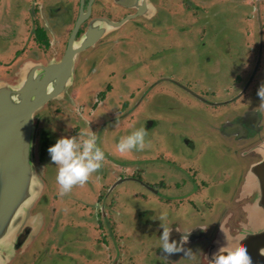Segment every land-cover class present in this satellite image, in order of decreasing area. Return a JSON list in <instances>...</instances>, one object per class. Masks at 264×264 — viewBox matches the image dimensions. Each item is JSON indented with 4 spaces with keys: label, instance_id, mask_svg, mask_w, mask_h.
I'll return each instance as SVG.
<instances>
[{
    "label": "flooded vegetation",
    "instance_id": "obj_1",
    "mask_svg": "<svg viewBox=\"0 0 264 264\" xmlns=\"http://www.w3.org/2000/svg\"><path fill=\"white\" fill-rule=\"evenodd\" d=\"M218 1L225 2V0ZM231 1L235 2L236 5L245 7L240 17V24L246 19L250 21L254 19L253 23L256 24V32L253 34L256 37L253 41L254 46L251 45L250 53V56L253 54L254 60L252 59V62L249 59L239 75L237 73L227 76L223 72V74L215 76L208 83V87L206 82H202L200 78L199 81L196 79L198 84H192L191 80L189 82L184 76L178 77L176 74L173 76L169 73V67L173 66L170 65L172 54L182 52L181 56H187V60L190 56L197 55L195 46L199 40H201L200 45L205 44L207 39L204 35L196 37V39H194V35L199 36L205 32V35L209 34L211 24L208 25V28L203 23L200 27H195V22H198V19L205 14L204 10L215 3V0H0V37L2 38L0 44V77L6 74L9 76L12 69L18 67L22 60L30 58L46 61L59 58L73 42H81L86 39L84 43L89 44L78 53L73 82L63 98L49 100L44 106L46 107L48 104L49 117L56 119V115H62L60 118L58 117L56 125L53 126V130L59 138L79 139L82 133H86L85 131L92 133L96 128L95 136L98 138L100 134L109 131L108 127L112 124L116 126L117 130H129V134L133 130L143 127L146 134L145 147L139 151L133 148L132 151L129 150L125 153L114 152L115 156L109 153L104 154L103 162H109L106 169L107 176L105 174L104 176L100 174L96 176L97 180L100 178L102 180L96 184L94 189L90 187L92 192L87 190L85 183V189H83L84 184H82L74 185L68 191L78 192V188H82V197L79 199L84 200L82 203L84 202L83 204L88 206V209L81 208L77 204L79 201L74 199L75 201L72 202L73 199L70 197V203L68 202L67 206L74 208L69 211H75V214L69 213L66 209H63L62 212L65 214L66 221L69 217L74 219L69 220V223L75 220L79 221V219L86 220L85 216H88V213L98 212L100 216L104 215L103 219L108 218L110 211H114L116 207L114 205L115 196L112 197L115 189L127 182L134 183L144 190H141L142 192L131 191V193L148 207L134 209L133 214L142 222L141 229L147 227L153 229L154 227V231L158 234V240L155 242L151 240L152 238L147 237L150 243L145 246L147 254L144 257L143 251L145 249L140 251L138 247V253L130 252L126 249L125 244L122 245L121 249L118 244L120 237L116 239V234H114L116 224H120L121 227V223L113 222L112 216H110L111 221L109 220L108 227L101 223L99 216L97 221L93 222L98 223L97 228L104 230V233L97 240L101 243V236L105 235L104 243L101 244H104L107 250L112 248L109 251L110 255L105 258L90 257V253L84 251V246L91 251H97V248L89 247L86 234H80L77 243L81 247L78 249L83 251L84 255L82 252L80 255L76 252L66 251L64 256H67L68 259L72 260V258L79 257L83 259L82 262L85 264H210L204 257L205 249L220 227H226L230 233H233L243 223V206L253 199L255 193L248 199H239L240 186L249 166L263 159V153L254 149L264 143V106H261L264 102L257 100L254 104L244 105L241 100L255 85L257 87L264 86V79H261L264 78V20L261 17L264 0ZM165 19L171 20V22L164 24ZM25 25H28L29 30L26 31L22 27ZM243 26L245 27V25ZM248 33L252 35V31ZM148 38L152 40L147 43ZM226 41V37L221 35L217 43L223 45ZM140 42L143 44H140L139 48L135 46L136 43ZM127 46H130L129 48L135 46L136 50L130 53L127 51ZM137 51L140 52V63L135 55ZM207 52L206 49L207 55L205 57L198 54L200 58L204 59V65L211 63L210 54ZM122 56H125V61L122 60ZM250 56L248 55V58ZM119 58L123 61L120 63V67L114 65L117 64ZM105 61H110L109 68L104 71L105 74L108 72L109 81L103 83L102 88L96 94L94 92L95 100L91 105L86 106L81 100L73 111L69 105L73 106L74 101L80 97L82 81H88L91 76L98 74L102 63ZM214 62L220 65L218 60H214ZM139 64H142L141 69L138 71V76L135 74L134 76L140 77L135 82L143 85L140 88L142 91L134 92L135 90H132V92L127 73L130 68L139 67ZM195 65L204 66L200 62L197 64L192 62L189 66ZM116 68L118 69L115 70ZM208 68L206 65L203 73L208 74L210 72ZM114 77H118L121 81L110 82ZM191 77L193 76L191 75ZM223 78L227 82L231 80L230 86L223 82ZM115 84L120 85L124 94L119 96L118 100L116 99V104H112L115 107L110 111L107 119L100 123L95 122L91 117L94 118L96 106H101L107 102L106 97L116 88ZM157 95L174 100L176 105L183 107L184 110L191 107L190 104H201L205 106V109L214 110L211 112L197 111V118L192 117V121H186V124L181 123L179 125L183 131L177 133L176 140L181 139L182 148H179L180 146L174 147L173 155L162 149L161 146L155 145L158 136L152 135L155 134L152 131L157 129L156 123H158V120L152 117L158 113L157 110L159 109L156 104L152 103L154 99L156 100ZM121 104H126L123 108H119L122 112L116 111ZM147 105L152 108V113L149 112V116L142 118L137 117V115H141L138 114L141 107ZM44 107L35 114L37 123L35 152L39 163L44 166L45 186L43 191L45 192L46 189V194L41 195L40 200L30 210V213H42L44 217L42 229L44 237L45 235L47 237L55 227V225L51 226L52 211L45 222V216L49 213L46 200L50 198L47 189L51 183L47 170L55 168L57 171L58 165L51 159L46 160L47 150L44 151L42 148L45 142L43 128L46 125L41 114ZM124 108L125 111H123ZM85 109L87 110L86 114ZM203 113L209 117L204 116ZM214 114L215 116H212ZM38 115L40 116L38 117ZM211 116L215 118H211ZM73 117L74 119H72ZM163 118L168 120L166 117ZM204 120L206 121L203 127L201 123ZM129 123H131L130 127L128 126ZM169 124L175 126L173 122H169ZM56 126L59 127L56 128ZM174 130L172 127L168 133L173 135ZM212 133L223 138L224 148L229 154H234L236 158L238 157L244 162V166L241 167L242 171L239 170L235 177L239 186L235 187L237 189L236 195L233 196L229 206L224 202L227 196L214 194L212 184L215 182L211 180V176L201 174L199 171L197 159L200 152L192 156L189 152L198 147L196 144L200 146L210 142L209 137ZM169 134L168 136H170ZM151 150H153L152 154L150 153ZM145 153L150 154L146 156ZM124 157L127 160L119 159ZM157 163L159 166L156 170L150 168ZM116 165L119 166L118 170H116ZM148 169L149 171H147ZM167 170L177 175L172 183L169 181ZM145 171L149 175L148 178L146 177L148 180L142 176L144 174L146 176ZM162 174L165 176L160 179L156 177V175L162 176ZM219 175L221 177L219 182L228 178L226 172L221 171ZM54 183L56 185L54 187L55 193H59V186L56 184L55 178L53 179ZM210 190H212L211 195L209 194ZM61 197L62 195L60 200ZM153 199L172 207L183 206L182 203L184 202L190 206L193 205V207L195 205H201V207L197 210L193 208L192 214L186 218L183 216L180 221L170 218L156 220L151 217L154 211ZM54 202L52 201V203ZM65 202L67 203V198L61 203L65 206ZM71 202L76 203L72 204ZM223 204L224 209L222 208ZM216 209L224 211L222 216V213L219 214V218L212 216ZM84 210L87 212L83 213ZM117 214L120 217L119 210ZM69 223L66 222L65 225H69ZM77 228L82 230L83 226ZM165 228L168 230V242L172 243L179 251L166 253L163 250L161 235ZM107 230L114 238V240L110 238L112 242L110 246H107L108 242L105 239V237H109L106 234ZM119 230L123 231L122 228ZM47 239L44 238L42 241L44 247L40 251L34 249L33 241L30 242L26 250L16 252L8 264H41L42 260L45 261L46 258L51 257L52 249L56 251L58 249L54 243L52 244L56 239L51 243L47 242ZM115 241L119 250L113 254ZM95 244L98 243L95 241Z\"/></svg>",
    "mask_w": 264,
    "mask_h": 264
},
{
    "label": "rangeland",
    "instance_id": "obj_2",
    "mask_svg": "<svg viewBox=\"0 0 264 264\" xmlns=\"http://www.w3.org/2000/svg\"><path fill=\"white\" fill-rule=\"evenodd\" d=\"M215 3L208 6L204 10L205 14L202 15V17L198 19V22H195V27H200L201 23H203L207 25V28H208V25L211 24L210 26L211 29L209 31L206 28L209 34L205 35L206 33L205 32L204 34H201L199 36L197 34L194 35L195 37L194 39H196V37H201L202 35H204V37L207 39L205 44L200 45L201 40H199L198 42L196 41L197 45L195 46V48L198 53L195 56H190V58H188L189 60L187 59L188 61L186 60L187 56H181L183 54L182 52H179L177 54H172V58L170 59V65H173V66L169 67V70H170L169 73H171L173 76L175 74L178 77L184 76L189 82L191 80L192 84L193 83L198 84L196 79H198L199 81V78H200L202 82H206L208 87H209L208 83L210 82L211 79L213 80L215 76L221 75L223 74V72H224V75L226 74L227 76H230L231 74L235 75L237 73L239 75V73L241 72V69L244 67L246 63H248L249 59L253 62L254 60L253 54H251L250 56V53H251V48L254 46V42H253L254 38L256 37V35L253 36V34H255L256 28H257L256 24L253 23L254 19H252L251 21L246 19L245 22L240 24V20H241L240 17L242 16V12L245 10L244 6L236 5L235 2H232L231 0H225V2L215 0ZM261 17L264 20V7L261 12ZM170 22L171 20H167V19L163 21L164 24L170 23ZM243 25H245V27ZM22 27H24L26 31L29 30L28 25H25ZM22 27L20 28L22 29ZM250 31H252V35L248 33ZM221 35H224V37H226V40H227L226 43H224L223 45H220L219 43H217V40ZM176 38L178 39V37ZM151 40H152L151 38H148L147 43L150 42ZM1 41H2V38L0 37V44H1ZM140 44H143V42L136 43L135 46L139 48ZM135 46H133L132 48H129L130 46H127L126 47L128 48L127 51L130 53L134 52L136 50ZM206 49L209 52L210 57H211L210 58L211 63L206 64L209 67L208 69H210V72L208 74H206V72L203 73V69L205 70L206 65H204V59L199 57V55L203 57L207 55L205 53ZM224 49H227V51H224ZM249 49H250V52H249ZM196 51H195V54H196ZM135 55H136L137 60L140 63L141 61L140 52L137 51ZM248 55L250 56L249 58H248ZM122 60L125 61V56H122ZM122 60L121 58H119V61L117 62V64H114V65L120 67V63L123 62ZM214 60H218L220 62V65L214 62ZM23 61L24 60H22V62ZM138 61H137V64H138ZM192 62H196V64L197 62H200L204 66L198 67V65H195L193 67H190L189 65ZM114 65H111V66L113 67ZM141 65L139 67L137 66V68H134V67L130 68L127 73L128 75L127 78H130L129 84L132 86L131 91L135 90L134 92L142 91L140 88H142L143 85L137 84L135 82V80L140 77L134 76V74L138 76V73H139L138 71H140ZM164 65H169V64H164ZM108 66H110V61L103 62L98 74H96L95 76H91V78L88 81L87 80L82 81L80 97L74 101L73 106L69 105L70 107L73 108V111L75 109V106L80 104L81 100L86 106L91 105L94 102L95 100L94 92L96 94V92H98L102 88L103 83H106L109 81L108 72L106 74L104 73L105 69L109 68ZM15 69L16 67L12 69V71L10 72V75L13 73ZM117 69L118 68H116L115 70ZM164 69H167V68H164ZM214 69L215 71L213 72ZM191 75L193 77H191ZM4 76L7 77V74L3 75V77ZM259 78L260 76L258 77V80ZM261 79L263 80L264 78L262 77ZM112 81H121V80L118 79V77H114L113 80H110V82ZM230 81L227 82L225 81V78H223V82L228 84V86H230ZM115 86L116 88L113 89L106 97L107 102H104V104L101 106H96L94 110V113H95L94 118L91 117L95 122L100 123L104 119H107L108 114L115 107L112 104H116L117 103L116 99L118 100L119 96L124 94L122 92L123 89L122 88L120 89V85L115 84ZM162 88H165V87L162 86ZM259 88L260 87H257L256 85L253 88H251L249 92L241 100V103H243L244 105L246 104L249 105L250 103L252 104L256 103L257 100L258 102L261 101L260 97L257 95V91ZM158 96L159 95L155 97L156 100L154 99L152 101V103L156 104L159 108L157 110L158 113H155L152 116L154 119L158 120V123H156L157 129L152 131L155 133L152 135L158 136V140L155 143V145L161 146L162 149L169 151L173 155L174 147L180 146L179 148H182V146L180 145L181 139L178 138L176 140L177 133L178 132L181 133L183 131V129L179 127V125H181V123L186 124L185 123L186 121H192L191 120L192 117L197 118V114H196L197 111L205 110L206 112H211L214 110L209 109V108H207L208 109L207 110L204 108L205 106L201 104H194V105L190 104L191 107L189 108L187 107V109L184 110L183 107L176 105L174 100L167 98L166 96H159V97ZM113 100L114 102H112ZM125 105L126 104H121V106L118 107L117 108L118 110L116 111L122 112V110L119 108H123ZM148 106L149 105L141 107V109L138 111V114H141V115H137V117L142 118L144 116H147L149 112L152 113L151 112L152 108ZM47 108H48V104L41 111V114L43 115V121L46 124L44 125V128H43V130L45 131V136H44L45 142L42 146L44 151H46L47 147L54 144L56 140L59 139V136L53 130V126L56 125L58 121V117L60 118L62 116L61 114H59L58 116L56 115L55 116L56 119L49 117ZM123 111H125V108L123 109ZM263 112H264V108H263ZM86 113H87V110L85 109V114ZM40 115H38V117ZM203 115L209 117L208 115L204 113ZM212 116H215V114ZM212 116L211 118H215ZM163 117H166L168 120H164ZM72 119H74V117ZM205 121L206 120H204L201 123L203 127L205 126L204 124ZM165 122H167L168 124ZM169 122H173L175 126L173 124L170 125ZM130 125L131 123H129L128 126L130 127ZM171 126L174 127L175 129L173 131V135L168 133V130L172 129ZM58 127L59 126H56V128ZM85 128L87 129V126ZM108 128H109V131H105L103 134H100V136L96 140V143H97V146L100 147V149L103 151L104 154L109 153L115 156L114 152L118 151L116 148L117 142L119 141L121 137L128 135L129 130H117L116 126L113 124L109 126ZM96 129L95 131L92 132L94 135L96 134ZM189 129H190V126H189ZM85 132H89V131H85ZM168 134L170 136H168ZM209 138H210V142H207L205 145L201 144L200 146L196 144V147L197 146L198 147L195 148L194 151H189V152L191 156L193 154L200 152V156L197 159V166L199 168V171L201 172V174H205V175L208 174L209 176H211V180L215 182V184H212L214 194H218V195L221 194L223 197L227 196V199L224 202L228 204L229 206L230 202L232 201L233 196L236 195L235 193L237 189H235V187L239 186L235 177L238 175L239 170L242 171L241 167L244 166V162L242 159L240 158L238 159V157L236 158L234 154H229L225 150L223 138L218 137L216 134H213V133L210 134ZM150 153L152 154L153 150H151ZM150 153H145V155L148 156ZM126 154H129V153H126ZM49 159H50V154L47 152L46 160L49 161ZM119 159L127 160L126 157L119 158ZM139 163H142V162H139ZM107 165H109V162L101 161V167L96 169L95 172L92 173L89 179L85 182L87 186V190L89 192H92L91 188L94 189L96 184H99V182L102 180V178L97 180L96 176L98 174L102 176H104V174L106 175ZM158 166L159 164L157 163V164H154V167H150V168L156 170ZM118 167L119 166L116 165V170H118L117 169ZM145 169H146V166H145ZM147 171H149V169ZM147 171H145V173H147ZM167 171L169 173L168 175L169 181H171V183L174 182L177 175L173 173L172 171H169V170ZM221 171L226 172L228 178H226L224 181L220 180L221 182H219L218 180L221 178L219 174L221 173ZM47 172H48L47 173L48 178H51V183L49 185V189H47V194H49L50 198L48 197L49 199L46 200V202H48L49 213H47L45 216V222L48 220L49 214L52 211L53 219L51 220L52 221L51 226L55 225V227L53 230L50 231L47 237L46 235L44 237L43 229L39 232V234L37 235L38 237L36 236V238H34L33 240L34 249L36 251H40L42 247H44V244L42 243V241H44V238H48L47 242H50V243L51 241L56 239V241H53L52 244L54 243V245H56L58 249L55 246L57 251L52 249L51 257L46 258L45 261L42 260L41 264H85V262H82L83 259L79 257L72 258V260H70L67 258V256H64V253L66 251L76 252L77 254L78 253L80 254L82 252V255H84L83 251L78 249L81 247V245L77 243L80 238V234L81 235L86 234L87 236L86 239H88L87 245L89 247L97 248V251H91L86 246H84V251L86 250L87 253H90L89 254L90 257H96V256L98 258L108 257V255H110L109 251H111L112 248L107 250L104 244H101V243H104L103 241H104L105 235L103 234L101 236V243H99L100 241L97 240V238L98 237L100 238V235L104 233V230H102L101 228L99 229L97 228L98 223L97 224L95 223L98 217L100 216L98 212L88 213V216H85L86 220L79 219V221L75 220V221H71V223H69V220H74L72 219V217H69L67 221H66V218H64L65 214L62 212L63 209H66L69 213L72 212V211H69L70 209H74V208H71L70 206H67L68 202L70 203V199H69L70 197L73 199L72 202L75 200H78L80 203L78 202L77 204L81 206V208L85 210L89 208L88 206H85L83 204L84 202L82 203V201H84L83 199L82 200L79 199L82 197V193H83L82 188H78L79 189L78 192L76 191L67 192L66 194L62 195L61 200H60L59 198L61 195L59 193H55L54 187L56 185L55 183L53 184V179L55 178V174H56L55 168H53L52 170L51 169L47 170ZM144 175L142 176L146 180L149 177V175L148 173L146 174V176ZM164 176L165 174H162V176L156 175V177H158L159 179ZM85 184L83 186V189H85ZM141 190H144V189L130 182H127L121 185L120 187H118L117 189H115V191L112 194V197L114 195L115 196L114 198L116 199V201H114V205L116 206L114 208V211H110L108 218L103 219L104 215H101L99 218L101 223L102 224L104 223L108 227H109L110 216H112L111 220L113 219V222L114 221L120 222L121 227H120V224L115 223L116 232H114V234H116V239L120 237L118 244L121 247V249H122V245L125 244L126 249L128 251L135 252V253H138L139 251L138 247L140 248V251H141V249L144 250L145 246L148 243H150L147 237L152 238L151 240H154L155 242L158 240V234L154 231V227L153 229H150L148 227L141 229L140 225L142 222L136 217V215L133 214L134 209H138L142 207L145 208V206L148 207L143 202H141L140 199L135 198L133 194L131 193V191L142 192ZM45 192H46V189H45ZM45 192L43 191V193ZM209 194L210 195L212 194V190H210ZM105 196H104V199L106 198ZM66 198H67V203L65 202V206H64L61 202L65 201ZM52 201H55V202L52 203ZM36 204L37 203H35L34 206ZM152 204L154 205L153 206L154 211H153V214H151V217H153L156 220L158 219L165 220L166 218L168 219L170 218V219H176L180 221L183 216H185V218L189 217L192 214L193 208L197 210L198 208L201 207V205H195L193 207V205L190 206L186 202L182 203L183 206L179 205L178 207H172V206H168L165 203L159 202L157 199H153ZM222 208L224 209V204ZM149 209L151 210V207ZM85 210L82 212L83 213L87 212ZM118 210H119V213L121 214L120 217L117 214ZM72 214H75V211H73ZM219 214H221L222 216L224 214V211H220L219 209H216L214 213L212 214V216H216V218H219ZM65 221L69 223V225H65L66 224ZM78 226H83V229L81 230L77 228ZM121 228L123 229V231L119 230ZM106 234L109 235V237L107 236L108 238L105 237V239L107 240L109 244V245L107 244V246H110L112 244L110 238L112 240H114V238L111 237V235L108 233V230ZM95 241L99 245L98 244L96 245ZM118 244L116 243V241L113 243V246H114L113 254L114 253L116 254V251L119 250L117 248ZM143 252H144L143 253V257H144L147 254V250L145 249Z\"/></svg>",
    "mask_w": 264,
    "mask_h": 264
},
{
    "label": "water",
    "instance_id": "obj_3",
    "mask_svg": "<svg viewBox=\"0 0 264 264\" xmlns=\"http://www.w3.org/2000/svg\"><path fill=\"white\" fill-rule=\"evenodd\" d=\"M85 40L73 42L59 58L26 59L11 75L0 77V264L25 251L42 229V213H30L45 186L44 166L35 152V114L47 101L63 98L73 82L78 53L89 45ZM254 150L263 159L247 169L239 199L255 195L243 206L241 226L233 233L221 226L206 247L210 264L239 245L246 247L252 264H264V143Z\"/></svg>",
    "mask_w": 264,
    "mask_h": 264
},
{
    "label": "clouds",
    "instance_id": "obj_4",
    "mask_svg": "<svg viewBox=\"0 0 264 264\" xmlns=\"http://www.w3.org/2000/svg\"><path fill=\"white\" fill-rule=\"evenodd\" d=\"M257 95L264 102V86L258 89ZM261 106H264V103ZM145 135L143 127L137 128L130 134L121 137L116 148L121 153L128 152L133 148L139 151L145 147ZM96 140L93 133L86 132L82 133L79 139L61 137L47 148L51 161L58 165L55 180L59 186L60 195L68 192L74 185L84 184L90 175L101 167L104 153L97 146ZM161 240L166 253L179 251L172 243L168 242L167 228L164 229ZM260 254L264 255V252H260ZM8 255H11V251L8 252ZM213 264H252V259L246 247L239 245L226 254L216 256Z\"/></svg>",
    "mask_w": 264,
    "mask_h": 264
}]
</instances>
